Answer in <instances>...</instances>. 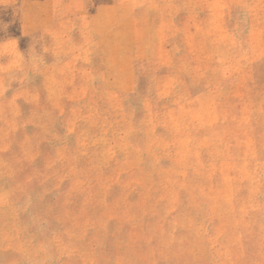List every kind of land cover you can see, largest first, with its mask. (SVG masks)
Masks as SVG:
<instances>
[{
	"label": "rangeland",
	"instance_id": "rangeland-1",
	"mask_svg": "<svg viewBox=\"0 0 264 264\" xmlns=\"http://www.w3.org/2000/svg\"><path fill=\"white\" fill-rule=\"evenodd\" d=\"M0 264H264V0H0Z\"/></svg>",
	"mask_w": 264,
	"mask_h": 264
}]
</instances>
